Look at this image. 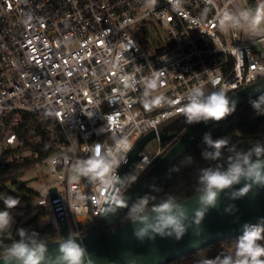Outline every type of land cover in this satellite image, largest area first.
Listing matches in <instances>:
<instances>
[{
  "label": "built area",
  "instance_id": "1",
  "mask_svg": "<svg viewBox=\"0 0 264 264\" xmlns=\"http://www.w3.org/2000/svg\"><path fill=\"white\" fill-rule=\"evenodd\" d=\"M261 80L264 0H0V181L32 173L47 242L63 225L83 238L110 193L77 160L153 131L137 181L178 137L159 133L190 88L230 95Z\"/></svg>",
  "mask_w": 264,
  "mask_h": 264
},
{
  "label": "clouds",
  "instance_id": "2",
  "mask_svg": "<svg viewBox=\"0 0 264 264\" xmlns=\"http://www.w3.org/2000/svg\"><path fill=\"white\" fill-rule=\"evenodd\" d=\"M184 100L182 112L187 122L205 125L226 119L235 112L238 103V100L227 95V88L205 92L200 86L190 88ZM262 102L264 96L249 101L256 110L261 108ZM117 143L121 145L120 149L114 146H93L92 155L86 160H77L74 165L91 181L102 178L105 190L113 194L104 201L107 207L101 208L106 216L115 215L118 208L128 207L130 198H124L120 190L126 189L138 178V174L134 173L119 175L118 170L128 163L127 155L132 150V144L127 137H121ZM203 143L207 147L201 155L206 159H220L222 149L228 147L227 139H213L211 133L204 134ZM233 149L234 146L229 151ZM150 163L145 157L135 167L143 168ZM199 180L201 194L194 213L199 218L196 223L203 219L209 209L216 207L222 194L229 200H234L243 196L250 186L264 188V144L256 143L247 150L235 152L229 158L227 166L202 169ZM241 184L244 187L237 189L236 186ZM0 200L4 204V210H0V234H4L15 223L10 210L20 207L21 202L18 197L10 195L0 196ZM129 214L136 222L133 235L137 238H154V235H159L161 238L172 237L179 241L187 231L186 210L170 195L151 208L149 197H141L131 204ZM244 228L237 243L236 258L225 256L223 259L206 260L203 264H264V244L259 243L264 240V227L258 221L256 225H245ZM17 237L9 246L0 250V261L3 264H93L82 238L75 234L70 233L67 237L60 238L54 253L50 252L47 239L35 231L20 228L17 229Z\"/></svg>",
  "mask_w": 264,
  "mask_h": 264
},
{
  "label": "water",
  "instance_id": "3",
  "mask_svg": "<svg viewBox=\"0 0 264 264\" xmlns=\"http://www.w3.org/2000/svg\"><path fill=\"white\" fill-rule=\"evenodd\" d=\"M262 94H264V80L248 85L228 96L238 100L235 108L237 109ZM263 118L264 113L223 124H218V122H208L207 125L192 123L185 129L177 141L122 195L124 198H130L128 207L118 208L117 213L111 216H106L101 212L88 233L82 238L83 245L90 253L93 264H169L215 241L242 235L245 225H256L260 221L263 226L264 188L256 186H250L243 196L234 200H229L226 195L222 194L216 207L209 209L199 223H196L199 218L194 213L201 193L178 202L187 214V231L179 241L172 237L161 238L159 235H154V238H137L133 235L135 221L118 224L119 219L130 209L131 204L141 198L207 131L235 127ZM155 137V133L151 131L136 143L127 158L128 163L120 168L119 175L123 176L133 171L141 159L142 149ZM161 139L163 140V137ZM164 139L169 138L164 137ZM242 187H244L243 184L236 186L237 189ZM112 195L110 194L109 198ZM104 207L107 205L105 204ZM14 219L16 223H19L23 216L16 215ZM32 220L33 218L26 223ZM62 234L64 237L68 236L64 225ZM57 242L48 243L50 252H55ZM0 264L3 262L0 261Z\"/></svg>",
  "mask_w": 264,
  "mask_h": 264
},
{
  "label": "trees",
  "instance_id": "4",
  "mask_svg": "<svg viewBox=\"0 0 264 264\" xmlns=\"http://www.w3.org/2000/svg\"><path fill=\"white\" fill-rule=\"evenodd\" d=\"M260 96H264V94ZM258 97L253 98L252 100H256ZM263 113L264 102H262L261 108L256 110L248 101L235 109V112L232 115H229L226 119L219 121L218 124L228 123L230 121H239ZM188 124L189 123L184 115L175 122L170 131L173 136L178 135V137L169 147L177 141L180 133ZM206 133H211L213 139H227L228 147L222 149L221 158L213 160L202 157L201 153L207 147L203 143V134L202 137L197 140L194 145L142 196L149 197L150 208L159 204L162 199L169 195L174 197L178 203L199 194L201 188L199 178L202 169L215 167L217 165L227 166L229 158L234 155L235 152L247 150L253 147L256 143L264 144V118L240 124L235 127L207 131ZM165 143H167V141L164 142V144ZM233 146V151H229V149L233 148ZM207 150L211 151V149ZM189 158H191V160H189ZM129 212L130 209L119 219V225L133 220ZM262 227H264V225ZM20 228L26 229L30 232L35 231L39 233L41 237H45L46 239L50 238L49 228L40 227L38 220L35 218L30 223H24L20 227L14 228L13 226L9 233H4L0 237V250L9 246L13 241L18 239L17 229ZM241 236L242 235L228 238L226 240L215 241L212 244L180 257L169 264H203L206 260H216L217 258L223 259L225 256H232L233 258H236L237 243ZM259 243L264 244V240L259 241Z\"/></svg>",
  "mask_w": 264,
  "mask_h": 264
},
{
  "label": "rangeland",
  "instance_id": "5",
  "mask_svg": "<svg viewBox=\"0 0 264 264\" xmlns=\"http://www.w3.org/2000/svg\"><path fill=\"white\" fill-rule=\"evenodd\" d=\"M159 137L170 138L171 131L161 130ZM176 136H174L175 139ZM162 140V139H161ZM159 148V141L156 138H152L144 147L143 152L154 153ZM23 189H21V188ZM40 185L37 179H35L32 173L26 174L24 177L15 180V176L5 181H0V196L10 195L20 199L21 206L10 210L13 217L16 215H22L20 226L26 223L29 219H37L40 227H45L47 224V217L41 214L39 206L37 204V198L34 193H38ZM0 210H4L3 200H0ZM16 224V221L13 225Z\"/></svg>",
  "mask_w": 264,
  "mask_h": 264
},
{
  "label": "flooded vegetation",
  "instance_id": "6",
  "mask_svg": "<svg viewBox=\"0 0 264 264\" xmlns=\"http://www.w3.org/2000/svg\"><path fill=\"white\" fill-rule=\"evenodd\" d=\"M20 223H21V221L19 222V223H16L15 225H12V227L14 226V228H17V227H20ZM11 230V229H10ZM10 231H8L7 233H9ZM3 234H0V237L2 236Z\"/></svg>",
  "mask_w": 264,
  "mask_h": 264
}]
</instances>
